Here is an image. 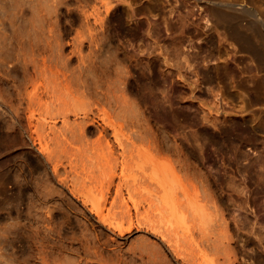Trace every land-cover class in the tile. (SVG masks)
<instances>
[{"label": "rangeland", "instance_id": "obj_1", "mask_svg": "<svg viewBox=\"0 0 264 264\" xmlns=\"http://www.w3.org/2000/svg\"><path fill=\"white\" fill-rule=\"evenodd\" d=\"M83 1L64 0V2L59 3L57 8H54L55 11L57 10L56 13L55 11L53 12V19L54 15L56 18V21H54L56 23L54 29L56 28V34L58 32L56 37L58 36L59 42L52 41L53 50L51 49L49 52V49H46L48 52L44 51L47 53L48 62H52L51 64L54 65V69L58 68L59 72L61 71L60 73L58 72L60 76L62 75V70L63 72L65 70L67 78L72 75L71 80H73L74 74L75 76H85L83 80L86 83L85 85L88 84V86H86V89H83V94L80 95V99L85 101L86 105L92 103L97 95L101 96L99 94H101V91H104L107 83L111 80L113 81L114 67H122L130 79L136 82L139 88L136 94L130 92L128 89L127 93L130 99L137 104L135 113L137 112L138 117L142 118L143 120H141L145 123L146 130L143 133L145 136L144 141L145 146H149L148 150L150 151V155L145 162L133 164L125 171L124 176H120V165L115 159V156L117 157L119 154L120 148L113 141L114 136L111 133V129L108 134L110 137L107 135V138L113 147L114 154L112 155L106 153V148L105 150L99 148L101 153L98 152V148H93L96 145L97 133H86L84 139H77L71 136L69 138L70 143H65L66 147L63 146L65 148V154H67L62 157L63 162H65L64 164H66L64 172L63 167L60 168V173H63V175L66 172L65 169L67 171L69 170L66 172L68 175L65 174L66 176L62 177L50 176V162L46 160V166H44L36 156L38 152L37 147L40 144L30 138L31 130L25 118L27 115L26 109H24V112L20 111L19 108L18 113H16L17 115L19 114L18 116L12 111H10V114L9 110L12 108H10L9 104L11 103L7 102L4 109H0L2 110L0 111V264H44L43 257L50 264H58L60 261L61 263L66 261V264L67 261H69V264L71 262H74V264H102L90 255L93 251L91 250V246L95 243L101 245L98 249L103 251V256L110 255L104 258L106 262L108 260L111 262L107 263L114 264L115 258H113V254L115 252L110 249H114V247L110 246L112 244L114 246L115 235L113 234V237H109L112 236V233L97 225V221L95 220L97 217L89 212L87 206L84 207V205L90 206V203H84L77 196L73 198V187L82 183L81 178L84 177L83 179L86 182L84 183L83 180V183L84 185L87 183L89 187L87 185L84 187L83 183L77 187L82 186L79 187L82 188L80 190L83 192L88 191L89 193L92 192L93 188V194L90 193L91 197L97 203L102 204L101 206L104 205L102 208L104 212H107L108 206L111 204L110 201L112 202L114 200L112 197L116 196L114 193H116V183L118 182L117 185L119 184L118 186L121 188V192L123 191L122 194L125 193V197L128 196L127 189H131L133 198L136 196L135 199L139 200L137 201L141 213L139 216L144 217L143 215L146 214L143 212L149 213L147 201L151 198L148 195L150 191H167L169 195L173 194L171 196H174L175 193V196H178L181 191L180 185L185 182L189 184L190 180L188 181L187 179L191 177L187 176L182 166L186 168V165L190 163L194 168V175L191 179L195 183L194 190L195 188L197 189V186L203 187L202 184L208 185L212 193L217 196L220 195L223 198L224 205L228 207L231 213L236 214L240 218L246 217L248 225H253V231L255 230V233L259 231L264 233V181L263 176L259 175V172L264 173V163L263 165H254L258 159L259 162L264 159V92L260 87L261 81L264 78V72L256 66L253 60L247 55L237 52L228 40L221 38V36L219 40V37L215 35L217 40L213 44L210 40L211 31L205 23V18L207 17L205 16V11L201 6L195 5L194 2L190 3L192 0H112V8L105 14V28L99 27L97 30L100 46L93 47V44L91 46L89 42H85L82 50L78 52L73 51L69 41L73 38L76 31L82 28L80 21L83 22V17L78 10V6L80 7ZM254 1L264 12V0ZM1 2L2 7H4L6 2L3 3L4 0ZM28 5L30 6V4L26 3L25 7L31 9V6L29 8ZM2 7L0 8L1 11ZM1 11L0 16H3V12ZM26 12L21 17L22 19H25V17L27 19V16H30V11L26 10ZM1 18L3 20L4 17H0V24L3 23H1ZM18 18L17 23H19ZM21 18L19 23L20 27L18 26L21 28V31L19 28L18 31L19 34L25 36V33L27 34L28 30H31V26L29 22V26L27 25L26 19L24 21L27 26L22 25ZM4 20L7 21L8 17ZM7 23L4 22L3 24L5 25H0V32L3 31L0 34L2 36L7 35V33L12 34L11 26H7L10 25ZM6 35L4 42L9 41L10 35L8 37ZM48 38L53 39L52 37ZM6 42L5 45L8 46L9 42ZM41 43L45 44V41ZM54 43L56 44L54 45ZM115 44L121 50L132 54V57H124V59L120 60L119 64L115 62V65ZM154 47H161L163 50L169 51H174V48L177 47L178 52L189 50L194 59V65L189 70L193 67L198 69L199 74L197 76L192 75V78H198V86L195 87L193 84L188 86L177 81L176 78L163 81V76L159 72V66L162 64V67H164V63L162 59L153 56L151 53V49ZM44 52L43 54H45ZM76 52L81 53L79 57ZM89 52L91 61L90 59L88 60V55H86ZM9 56H11V59ZM54 56H56V60ZM81 56H85L83 60H80ZM61 57L64 58L63 62L61 61ZM203 57L204 60L202 59ZM8 58L6 56V61H4L5 66L2 65L3 68H0V90L3 91L4 94H1L3 96L5 95L6 98L11 90L12 93L10 92L11 94H8L7 100L9 98L13 100L10 101L16 107V104L17 106L19 105L20 100L16 98L17 96L14 93L13 86L15 83L20 82L19 78H21V73L19 72V74L18 71H14L13 73V71L9 70L12 66L11 62L15 61V59L13 54H9ZM84 59L85 62L83 63L82 61ZM8 60H11V65L8 64ZM80 61L82 63L79 64L81 67L78 65ZM76 69L79 71H74ZM6 70L7 72L5 73ZM76 72L77 74L80 73V75H76ZM69 73H71L70 76ZM142 73L152 75L153 81L156 78L160 79L158 86L160 89H164V92H158V94L164 96L167 103H171L180 113L178 122H172L158 115L156 105L154 104V96L147 89H143L146 79ZM206 73H209L210 76H206ZM46 77L48 78V75ZM46 77L37 78L36 83L41 85H35L36 83H34L30 87L28 86V89H33L38 86V90L41 91L39 92L43 96L42 109L44 111L52 109L58 102L56 96L44 91L46 89V83L48 85L49 80ZM14 78L17 80H14ZM70 81L69 83H74ZM11 86L13 89H11ZM100 89L102 90L100 91ZM214 94H217L219 112L221 109L225 111L222 113L217 125H213L203 118L208 106H213V109L217 107L214 108L215 103L213 104L215 100ZM221 98L222 101H219ZM66 99L70 103L74 102V97L70 93ZM23 108L25 107L21 106V110ZM11 118L20 121L19 123L21 125L19 123H17L18 127L9 125L11 120H13ZM69 118L73 120L75 116L70 114ZM57 119L56 127L62 126V121L59 118ZM234 124L240 126L248 125L250 128V133L245 134L240 143L241 149L245 152V155L242 156L238 155L236 147L221 139V130L232 127ZM129 131L127 127H124L120 136L122 137V133L124 132L130 133ZM187 134L192 135L194 140L187 138ZM52 137L53 133L47 129V137L43 142L46 141L47 149L54 154L55 144ZM150 140H154V143H150ZM68 160H72L71 166ZM166 161L172 163L178 176H154V171L155 173L159 172V168L167 166ZM112 165L116 173L119 174L118 176L116 174L110 176V167ZM154 168H157L158 171ZM144 174H149L150 176H143ZM63 177L67 179L63 180ZM71 178H75L74 182H76L77 178L78 183L74 185L72 182L73 179ZM153 178L158 179V182ZM110 179L113 181L111 182ZM119 180L122 183L124 182L125 185L124 183L120 184ZM64 181L65 183L67 181L68 185L67 183L65 185ZM61 183L64 185L62 186ZM133 183L134 189L137 187L135 191L134 189L132 190ZM91 184L92 187H90ZM126 184L129 185L127 189ZM121 185H123V188ZM163 185L164 188H161ZM156 187L160 189H154ZM200 189L202 191L203 188ZM201 191L199 189L198 192L197 190L195 191L197 192L195 194L196 197L198 195H200V198L202 197ZM128 202L130 203L129 205H132V201ZM139 202L143 205H140ZM116 203L118 204L119 201L117 200ZM117 204L116 207L111 205L113 211L118 210L117 206L120 203ZM132 210L131 212L134 214L135 212ZM91 219L96 222L94 221V223ZM89 222H93V226ZM180 227L182 228L181 225ZM180 227H178V230L181 229ZM133 229V231L125 235L127 239L117 238V241H120V246L122 245L124 248L127 245L124 249H127L129 247L128 245H131L133 242L134 244H138V240H143V237L150 241L155 240L154 236L152 237L144 230H139L135 227ZM194 229L196 230V232L194 230L196 235L199 228L195 227ZM179 233H182V229ZM199 234L200 232L196 235L197 240L200 237ZM101 235L103 236L102 238ZM186 237L184 235L183 237L181 236L180 239L182 241H179L183 244L180 243L182 246L189 244L187 245V249L189 247L190 250H193L194 245L192 244L194 243L189 241V239L191 240L190 237H187V240L185 239ZM183 239L187 243H184ZM256 239L254 234L251 235V239L246 243V248L248 252L254 254V244L251 242L254 241L259 245L264 255V243L260 244ZM101 240L104 241L101 242ZM105 240H107V244H105ZM91 242H93L92 245ZM154 242L158 243V239L156 238ZM105 248L106 251H104ZM124 249L122 251L125 256L127 255L126 257L124 256V260L128 261H124L125 264H130V262L133 264L136 260V262L139 261L140 263L134 264H146L141 263V256ZM85 251H87L86 254ZM55 256H57L56 259L61 258V260L59 261L57 259L59 262L55 261ZM52 259H55V262ZM142 261H145L144 257ZM238 262L240 264H260L254 258V255H251V257H240Z\"/></svg>", "mask_w": 264, "mask_h": 264}, {"label": "bare ground", "instance_id": "obj_2", "mask_svg": "<svg viewBox=\"0 0 264 264\" xmlns=\"http://www.w3.org/2000/svg\"><path fill=\"white\" fill-rule=\"evenodd\" d=\"M1 1L3 0H0V4L2 7L3 5ZM5 2L7 8L6 5L4 4V7H2V11L0 9V11L3 12V16L0 17H4V19L8 17V20L6 21L3 19L4 20L3 21L1 18L2 20L1 23L8 22L7 24L10 25L7 24L6 25L11 26L12 34L7 33L6 35L5 33H3L7 37L8 35H10L9 41H7L9 42L10 46L5 45L6 42V41L4 42L5 35L4 36L0 35V38L3 37L1 39L3 41L0 40V54L2 55V57L0 58V65H1L0 68L2 67V65H4V61H6L5 59L6 56L7 59L9 58L11 59V56H9L8 58V55L13 54L15 61H12L13 62L12 63L11 60L10 61L8 60V64H10L11 62L12 66L11 69L9 70L13 71V73L14 71L16 72L18 71V73L19 72L21 73V74L19 73L21 75L20 76L21 78L16 77L20 79L19 80L20 82L18 81L19 83H15L13 86L14 93H16L17 96L16 98H18L20 102L19 105L17 106L16 104L15 107V105H12L11 102L13 100H11L10 98L9 100H7L9 96L8 94L12 93L11 90H10L11 93L9 92L7 94V98L5 97V95L3 96L1 94L3 93V91L0 90V109L3 110L4 106L7 105V102L11 103L9 105L10 108L12 109L9 110V112L12 111L14 114L18 113L19 108L20 111H24V109H26L27 115L25 114L26 115L25 118L27 119L26 123L31 130L30 138L34 142L37 141L38 144H40L39 147H37L38 152L36 156L44 166H46V160L50 162L49 163L51 166L50 176L62 177L68 175L66 172H68L69 170L67 171V169H65L66 175L65 174L63 175V173L62 174L60 173V168L63 167L62 169L64 172V168L66 167V164H64L65 162H63L62 157L67 155L65 154L66 152L64 147H66L65 143H70L69 138L71 136L76 137L77 139L80 138L84 139L86 133H97L96 135L97 138L95 140L96 145L93 148L95 147L96 149L98 148L99 153H101L99 151V148L104 150L106 148L107 149L106 153H109L111 155L114 154L112 150L113 147L111 145V142L107 138L110 129L112 131L111 133H113L114 136L113 141H115L117 143V146L120 148L118 156L117 157L115 156L117 163H119L120 165L119 167V169L121 170L119 172L120 176H124L125 171L128 168H130L133 164H140L145 162L150 155V151L148 150L149 146L148 145L145 146V141H144L145 136L143 133L146 130L145 123L144 121H142L143 120L142 118L138 117L137 112L135 113V108H137V104L134 101H132V99H130L127 93L128 90L134 94H136L139 91L136 82L130 79L128 74H126L127 72L124 69H122V67L115 66L113 81L111 80L110 82L107 83V86H105L103 92L101 91L103 87L102 89H100L101 94L99 95H101L102 97L97 95V97L94 98L92 103L86 105L85 101L80 99V95L83 94V89H86L87 88L86 86H88V84L85 85L86 83H84L83 80L85 76L82 77L75 76L74 74L75 80L73 76V80H74L73 81L71 80L72 79L71 73H69V76L71 75V77L67 78L65 70L64 72L62 70V75H61L62 77H61L59 75L61 71L59 72L58 68L54 69L53 67L54 65L51 64L52 62L51 63L48 62L49 59L47 58L48 57L47 53L44 52L46 51V49H49L50 52V50L53 48L52 43L59 42L58 36L56 37L58 32L56 31L57 32L56 34L55 33L56 28L54 29V25H56L54 21H56L55 20L56 18L54 15V19H53V14H54L53 12L55 11L54 8H57V6H59V3L64 2V0H4L3 3ZM83 2L82 5L80 4L81 5L80 7L78 6V10L80 11L83 17L82 18L83 22L80 21L81 23L80 25H82V28L76 31L75 35L73 36V38H71V40L69 39L73 51H77V52L79 50H82V46L84 45L85 42H89L91 46L93 44L94 45L93 47L98 45L100 46L98 39L99 36L97 37L98 35L97 30L99 27L105 28L106 25L105 14H107L113 6L112 0H84ZM191 2H194L195 5L201 6V8L205 11V16H207L205 18V23L208 26V29L211 31L210 40L213 44L214 42H216L217 37H219V40L221 38L228 40V42L235 48L237 52H241L247 55L251 60L255 62L256 66L264 72V12L258 7L257 3L254 0H192L190 1V3ZM26 3L30 4L31 9L25 7ZM26 10L30 11V16H27V19L28 18L29 19L27 20L26 17L25 16L24 17L26 19L27 25L28 22L30 23L31 30H28L27 34L25 33L24 36L22 34H19L18 28L20 27L19 26L20 18L23 17L25 13H27ZM81 15L79 16L81 17ZM17 18L19 19V23H17ZM25 19H22L23 22L21 23L22 25L23 24L26 25L24 21ZM20 29L21 28H19V30ZM11 31L9 30L10 33ZM2 32H0V34ZM215 35H217V37ZM48 37L50 38L52 37L55 41L53 39L52 40L49 39ZM42 40L45 41V44L41 43L44 42ZM56 43H54V45ZM5 46L7 47L5 48ZM43 52L45 54H43ZM151 53L153 54V56L162 59L164 63V67H162V64L159 66V72L163 76L162 78L163 81H166L167 79L172 80L176 78L177 81L186 84L188 86L192 84L195 85V87L198 86L199 84L198 78L195 77L192 78V75L197 76L199 74L198 69L193 67L191 70H189V68L192 65H194L193 64L194 59L193 56H191L192 54H190L189 50H186L184 52H178L177 47L174 48V51L163 50L161 47H154L151 49ZM58 54H59V47H58ZM77 54L79 57V54L81 53H77ZM86 55H88V60H89L90 52L87 53ZM55 57L56 56H54V59ZM83 57L85 56H81L80 60H83ZM124 57L131 58L132 54H130L125 50H121L119 46L115 44L114 64L115 62L119 64L120 60L124 59ZM202 59L204 60V57ZM63 60L64 58L61 59L62 62ZM82 62L84 63L85 59ZM79 64H82L81 61L78 63V65ZM79 66L81 67V65ZM8 67L10 66L8 65ZM69 71L71 70L69 69ZM74 71H77V69ZM6 72L7 70L5 71V73ZM77 72L76 75H80V73L77 74ZM81 73L83 74V72ZM142 74L146 79V83H144L143 89H147L149 93L152 96H154V104L156 105L158 115L165 117L171 120L172 122L175 123L178 122L180 113L173 107L171 103H167V100L165 99L164 96H160L158 94V92L161 93L164 92V89L162 88L160 89V87L158 86L160 79L156 78V80L153 81L152 75L145 73ZM11 75L13 74L11 73ZM47 75L49 80H48V85L46 83V87H45L46 89H44V91L49 94L52 93L54 96H56L58 102L52 109L44 111L42 109L43 96L42 94H40L41 91L38 90V86L34 88L32 86L33 89H28V86L30 87V85L36 83L38 77L44 78ZM206 76L209 77L210 76L209 73H206ZM14 80L17 79L14 78ZM70 80L73 81L74 83L73 84L69 83ZM37 84L41 85L39 83H36L35 85ZM260 87L264 92V78L261 81ZM11 89H13L12 86ZM69 93L72 94L74 97V102L72 103L68 102L67 101L68 99H66ZM214 96H215V100L213 102V104L215 103L214 108L216 106L217 107L213 109V106H208L206 109L207 110L206 113L208 114L205 113L203 118L206 121L211 122L213 125H217V123L221 119L222 113L225 111L224 109H221V111L219 112V107H218L219 102H218L217 94H214ZM219 101H222V98ZM21 106L25 108L21 110ZM70 114H73L75 116L73 120H70L69 118ZM57 118H59L62 121V126L60 127H56ZM11 119L13 120H11L12 123L10 122L9 125L18 127L17 123H19L20 121H16L14 118ZM124 127H127L130 130L129 131L130 133L124 132L122 133L123 136L121 137L120 134ZM47 129H49V131L53 133L52 139L54 140V144H55L54 154H52L53 152L47 149L46 141L43 142V140H45L47 137ZM221 133H222L221 139L231 144L232 146L236 147L237 148L236 151L239 156L245 155V152L240 147V143L242 141L243 136L247 133H250V128L248 127V125L240 126L238 124H234L232 127L221 130ZM187 138L194 140V138L190 134H187ZM150 143L153 144L154 140L153 141L150 140ZM68 161L67 162L71 166L72 160H68ZM263 163H264V159L260 160V162L258 159L254 165L256 164L263 165ZM166 165L167 166H165L164 168H159L161 171L159 170V172L156 173L154 171L155 174L154 176L177 175L176 170L170 161H168ZM154 169L157 170V168ZM182 169H184L187 176L191 177V178L189 177L190 179H187L188 181L190 180L189 184L185 182L180 185L181 191L179 192L180 194L178 196H175L176 193L174 194V196H171L173 194L169 195L167 191H161V190L155 192L154 190L150 191L152 195L149 194L150 192L148 193V195L151 198L148 197L149 199L147 201L148 203L147 209L149 213L147 214L143 212L144 214L148 215L147 217H145L146 215H143L144 217L139 216L141 215L137 202L139 200L135 199L136 197L135 195H134L135 197L133 198L131 189H127V186H129L130 183L129 185L126 184V189L128 191L127 197H125L124 195L125 193L122 194L123 191L121 192V188L118 186L119 184L117 185L118 182L116 183L117 188H116V193H114V195L116 196L112 197L114 198V200H112V202L110 201L111 204L110 206H108L109 207L108 210L106 208L107 212H104V209L102 208L104 205L101 206L102 204L97 203L94 200V198L91 197V194H93L92 193L93 188L90 194L88 191H86L88 192L86 193L80 190L82 188L79 187L82 186L77 187L78 185L83 183L84 177L81 178L82 180L80 179L82 181V183L80 184H77L78 183L77 178H76V182H74L75 178L74 179L71 178L73 179L72 182L74 183V185L77 184V186L71 185L74 187H73V191L71 189L70 190L74 194L73 198L77 196L84 203H90V206L84 205V207L87 206L89 212L91 214L93 213V215L97 217V218L94 217L95 220L97 221V225L106 229V231L109 230L112 233V236L109 237H113V234L115 235L114 246L113 244L110 246V247H114V249L110 248L111 251L113 250L115 252L113 254V258H115L116 261V262L114 261V264H120V263L125 264L124 261H127L124 260L127 255L125 256L124 252L122 251V249L127 247V245L124 246V248L122 247V245L120 246L119 243L120 241H117V238L120 237L127 239L125 235L133 231L134 227L139 230L140 229L144 230L152 237L154 236L155 237L154 241H156V238L158 239V243L154 241H150L149 239H145L144 237L143 240L141 239L142 237L139 238L142 241L138 240L139 241L138 244H134L133 241H132L133 243L131 244V242L128 241V243L130 242L131 245H128L129 247L124 250L131 251L132 253L141 256L142 258L144 257L145 261H142V258L140 257L141 263L143 262L146 264H240V262H238L240 257L243 256L251 257V255H254V258L260 264H264V255L263 252L260 250L259 245H257L254 241H251L254 244V248H253L254 254L248 252L246 248V243L248 242V240L251 239V235L253 234L257 238L256 240L259 241L260 244L264 243V233L260 231L258 233H255L256 231L255 230L253 231V225H248V220L246 219V217L240 218L236 214L231 213L228 207L224 205L223 198L220 195L217 196L216 194L212 193L209 190L208 185L202 184L203 187L197 186V189L195 188L194 190L195 183L191 181L192 176L194 175V170H193L194 168L191 163L187 164L186 168L182 166ZM110 172H111L110 176H114V174H116V176L119 175L116 173V170L113 165L110 167ZM149 174H144L143 176H150ZM259 175L263 176V181H264V173L259 172ZM64 179L67 178L63 177V180ZM153 179L156 180V178ZM59 180L61 181V179ZM112 181L113 180H111V182ZM85 182L86 181L84 180V183ZM153 182L155 183V181ZM84 183H83L84 187L86 185L87 187H89L87 183L86 185H84ZM121 183L122 182H120V184ZM61 184L62 186L64 185L63 183ZM122 186L123 185H121V187ZM90 187H92V184ZM158 188L159 187H156L154 189L159 190L160 188L159 189ZM161 188H164V185ZM200 188H203L202 191ZM133 189H134V183L132 190ZM136 189L137 187L134 189V191ZM198 189L202 192L201 198L200 195H198L199 198H197L198 196L196 197L195 195L198 192ZM89 190L91 189L89 188ZM196 190L197 192H195ZM152 192L155 194L153 195ZM70 198L72 199V197ZM89 198L91 199V201ZM116 199L119 201L120 204L118 203L119 204V206H117L118 210L113 211L111 205L112 206L114 205V207H116L117 204ZM128 201L130 202L132 201L131 202L132 205H129L130 203ZM132 207L135 212L134 214L131 212ZM152 215H154V217H152ZM91 220L93 222L95 221L93 219ZM93 222H89L90 225L93 226V224L95 223ZM180 225L182 226V228L180 227ZM178 227L182 229L183 234L179 233L181 229L178 230ZM195 227H198L200 229V231L198 229V233L200 232L199 234L200 237H198V240L196 236L198 233H196V235L194 233ZM106 231L104 230V232ZM183 235L185 237L187 236L191 238V240L189 239V241H191V243L192 242L194 243L192 245H194L193 250L195 251V253H193L194 251L190 250L189 247L187 249V245L189 244L187 245L185 244L182 246L183 243L181 242L182 240L180 239V237L181 236L183 237ZM102 237L103 236L101 235V238ZM187 237L185 238L186 240L188 239ZM102 241L104 240H101V242ZM121 241L123 242V240ZM189 241L188 243H190ZM183 242L187 243L184 239ZM92 243L93 242H91V245ZM105 244H107V240H105ZM100 246H101L100 244H96V243L93 244V246H91L92 247L91 250L93 251L92 254L90 255H92L94 259L100 261L102 264H109L111 261L109 262L107 260V262H109L107 263L106 259L104 258L110 255L108 254L106 256H103V251L98 249L100 248ZM190 247L192 248L191 245ZM106 248L104 251H106ZM87 251H85V254ZM132 253L131 255H133ZM45 254L48 256L47 253ZM56 257L57 256H55V259ZM57 259L55 261L61 260V258H59L58 260ZM46 260L47 259L43 257L44 264H50V262L48 263ZM54 260L52 259V261ZM85 260H89V259H85ZM136 261H134L133 264L140 263L139 261L138 262ZM68 262L69 261H67V264H69ZM60 263L61 261L58 264ZM70 264H74V262H71Z\"/></svg>", "mask_w": 264, "mask_h": 264}]
</instances>
